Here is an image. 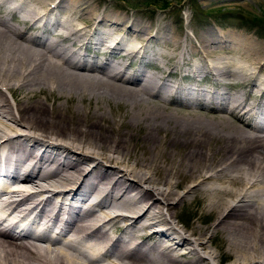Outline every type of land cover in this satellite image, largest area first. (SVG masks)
<instances>
[{"label": "bare ground", "instance_id": "bare-ground-1", "mask_svg": "<svg viewBox=\"0 0 264 264\" xmlns=\"http://www.w3.org/2000/svg\"><path fill=\"white\" fill-rule=\"evenodd\" d=\"M96 7L0 0V264H264V44L199 33L185 57ZM138 52L160 70L109 57ZM161 57L220 87L167 85Z\"/></svg>", "mask_w": 264, "mask_h": 264}, {"label": "rangeland", "instance_id": "rangeland-1", "mask_svg": "<svg viewBox=\"0 0 264 264\" xmlns=\"http://www.w3.org/2000/svg\"><path fill=\"white\" fill-rule=\"evenodd\" d=\"M89 1L93 2V4L97 6L96 9L99 11L105 8V11L110 13L121 12L128 17V20H136L138 23L147 26L148 30L150 31L154 32L157 26L162 27L161 29L163 32L160 34L162 39H166L169 32H174L176 35H179V38L181 37V47L184 50L183 56L185 57L190 56V44H194L195 47H198V37L201 33L207 35L212 31L216 37L217 35H221L219 37L221 40V46L229 47L234 45V43H236L235 37L238 36V38H247L245 41L248 40L254 44H264V0ZM161 38L159 37L157 40L159 41L160 39V41H162ZM154 42L156 43V40H151L145 51L150 52L152 48L156 49L157 45H153L155 44ZM138 54H140V52L137 53V56H135L133 60H131V58L121 59V57H118L117 55L116 58H113V55H109V57L112 59V62L116 59L121 60V62L126 65L127 63L131 62L130 65H128L130 66L129 68L132 66L133 68L137 67L140 69V71H144L145 73L149 70H160V66H162L161 64L156 65L155 69H151V67H153L151 64H144V62L140 63ZM158 60L161 61V63L167 69L172 68V70L177 72H174V74H171L167 78V85H169L170 82H177V84L182 83L187 86L197 85V87L200 89L202 87H207L208 90H213L216 87H220L215 86L216 83L212 82L213 78L209 75L208 71L206 72V70L209 68L207 61L203 63L199 62L205 69L202 71L201 68L187 67L185 64H183L181 59L178 61H167L161 57ZM262 60L264 61V59ZM220 79L221 80H219V83L226 81V83L224 82L225 84L223 85L226 92L229 91L232 93L235 91V89L229 88H232L231 82L234 84L237 82L236 79H229L227 76H222ZM5 93L8 99L10 98L9 100L11 101L12 99L9 96L8 91ZM262 100H264V98H262ZM190 208L191 209L188 210L186 207H181L180 210H178L179 219L176 225H182L183 222L189 218L188 211L196 210L198 209V206L192 205Z\"/></svg>", "mask_w": 264, "mask_h": 264}]
</instances>
